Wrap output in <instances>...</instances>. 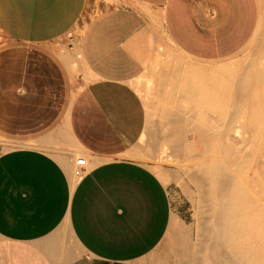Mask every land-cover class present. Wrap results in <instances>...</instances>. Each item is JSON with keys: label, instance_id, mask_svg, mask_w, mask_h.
I'll list each match as a JSON object with an SVG mask.
<instances>
[{"label": "crops", "instance_id": "obj_1", "mask_svg": "<svg viewBox=\"0 0 264 264\" xmlns=\"http://www.w3.org/2000/svg\"><path fill=\"white\" fill-rule=\"evenodd\" d=\"M86 5L0 0V118L35 137L0 133L27 145L0 151V264H169L159 249L171 198L129 156L146 123L135 85L164 40L220 60L243 48L258 20L257 0H111L91 16ZM64 34L77 36L70 49L86 79L71 97L63 65L41 46Z\"/></svg>", "mask_w": 264, "mask_h": 264}, {"label": "rangeland", "instance_id": "obj_2", "mask_svg": "<svg viewBox=\"0 0 264 264\" xmlns=\"http://www.w3.org/2000/svg\"><path fill=\"white\" fill-rule=\"evenodd\" d=\"M110 2L111 0H87L84 11L91 16ZM257 4L258 20L254 33L243 48L235 54L220 60H199L183 54L164 40L163 45L155 51L153 59L146 66L135 85V89L145 105L146 123L129 156L157 174L171 198L173 216L159 249L163 256L167 257L169 264H183L195 253L203 215L199 210V205L201 202L202 205L204 204L200 193L205 190L204 182L197 183L191 177V175L201 172V167L197 164L199 157H193L199 149L190 154L186 150L183 152L184 156L183 154H180L181 156L174 155L175 147L181 148L186 144L180 140L170 139V134H175L179 128L177 123L168 118L170 110L183 116L184 123L181 122L183 124L186 122V125L189 124L190 117L195 115H200L198 121L204 120L203 116L205 115H218L220 116L219 122L221 124L228 122L230 124L229 132L236 135L246 130L244 127H239L240 124L246 123L248 119L246 117L264 114V111L255 110L254 113L253 110L249 111L248 109V107H254L255 104L256 107L261 106L262 103L264 105V101H261V99L264 100V0H257ZM70 35L71 37L69 34H64L41 46L48 48L63 65L66 72L67 95L71 97L86 79L75 49H70L76 44L77 36ZM7 40L0 34V43H5ZM65 50H69L73 54V62L70 65L63 62L60 57V52ZM68 56L72 57L71 54L65 55L66 60ZM171 77L176 78V81L172 83ZM192 91L193 94L197 93L195 97ZM195 98L198 100L197 102L193 101L196 100ZM257 99L261 103L257 101L259 104L257 102L253 104ZM199 103H203L208 111H197ZM217 107L220 110H217ZM232 107H237L239 111H232ZM233 116L236 117L233 118ZM154 125L156 126L154 127ZM0 133L18 141L35 138L31 135L13 134V119L0 118ZM262 137L263 140L260 142L261 139H259L258 151H256L258 152L256 158H261V160L264 159V135ZM186 139L189 138L186 137ZM18 146L27 145H9L0 142V151L6 147ZM40 148L56 155L55 151L48 146H40ZM71 149H74V146L70 147L69 151ZM262 153L263 155L259 156ZM261 160L260 162L264 161ZM260 167L264 168V165L258 163L257 171H261ZM251 171L252 169L248 173L249 181L253 174ZM263 224L264 220L260 222L259 226L261 237L264 238ZM241 244L240 241H236L235 247L239 249ZM261 247H263L261 257L264 261V242Z\"/></svg>", "mask_w": 264, "mask_h": 264}, {"label": "bare ground", "instance_id": "obj_3", "mask_svg": "<svg viewBox=\"0 0 264 264\" xmlns=\"http://www.w3.org/2000/svg\"><path fill=\"white\" fill-rule=\"evenodd\" d=\"M171 81L173 83L176 78ZM192 94L195 97L197 93ZM257 101L261 103L264 100L257 99L253 104ZM198 105L197 111H208L203 103ZM232 108V111H239L237 107ZM248 109L254 113L255 110L263 112L264 105L262 103L256 107L255 104ZM217 110H220L219 107ZM170 111L168 118L179 125L175 134H170V139L186 144L181 148L175 147L174 155L181 156L186 150L190 154L199 149L193 157H199L197 164L201 172L191 177L197 183H205V190L200 193L204 204L201 202L199 205L203 215L200 234L198 229L197 247L194 255L183 264H264L261 257L264 238L261 237L259 226L264 220V168L260 167L261 171H257L258 163L264 165V159L256 158L259 139L264 135V114H250L252 116L246 117V123L239 125L246 130L236 135L229 132L228 122H219L218 115H205L202 121H198L200 115H195L189 121L187 119L189 124L186 125V122L183 124V116L174 110ZM186 137L189 139L185 140ZM251 169L253 174L249 181ZM236 241L242 243L239 249L235 247Z\"/></svg>", "mask_w": 264, "mask_h": 264}, {"label": "built area", "instance_id": "obj_4", "mask_svg": "<svg viewBox=\"0 0 264 264\" xmlns=\"http://www.w3.org/2000/svg\"><path fill=\"white\" fill-rule=\"evenodd\" d=\"M83 162H84V157H79V158H77V160L75 161V163H76V167H75L74 172H75V174H76L77 176L81 175V168H80V165H82Z\"/></svg>", "mask_w": 264, "mask_h": 264}]
</instances>
